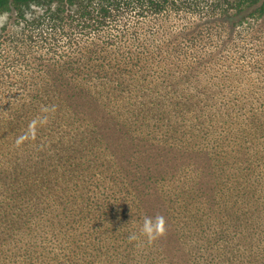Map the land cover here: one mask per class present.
I'll use <instances>...</instances> for the list:
<instances>
[{
  "label": "trees",
  "instance_id": "1",
  "mask_svg": "<svg viewBox=\"0 0 264 264\" xmlns=\"http://www.w3.org/2000/svg\"><path fill=\"white\" fill-rule=\"evenodd\" d=\"M49 1L40 47L59 55L0 88V157L25 151L0 158V264H264V67L233 57L226 72L218 46L188 52L168 20L192 0ZM233 1L211 11L234 27L264 16V0ZM156 214L167 232L149 244L140 228Z\"/></svg>",
  "mask_w": 264,
  "mask_h": 264
},
{
  "label": "rangeland",
  "instance_id": "2",
  "mask_svg": "<svg viewBox=\"0 0 264 264\" xmlns=\"http://www.w3.org/2000/svg\"><path fill=\"white\" fill-rule=\"evenodd\" d=\"M192 1L198 3V7L195 10H181L179 14L173 10L168 20L172 30H177L176 28L184 30L185 35L182 36L186 38L185 44L189 43L191 48L188 52L197 53L204 51L206 53V51L213 49V46H218L221 54L219 57H222L218 66L222 71L226 70V72L231 69L228 62L234 63L233 57L236 58L235 62L238 65L236 67L244 68L250 74L258 72L259 66L264 67V16L261 13L257 11L251 13V10L247 11L248 13L244 14L242 18H239L238 21L236 20L238 22L237 27H234L235 24L232 21V17L230 18L232 22H230L229 17L215 15L211 11L212 8L216 7L236 6L235 3L230 4L234 2L233 0H221L222 4L214 0ZM58 6H60V2L58 4V2L52 3L49 0H38L25 6L22 11L17 9L0 11V88L23 85L28 71L34 70L32 69L33 67H45L47 60L52 63L56 56L59 55L55 52L50 53L43 46L40 47L43 39L52 34L49 27V22L52 21L49 20V15ZM247 6H244V8ZM199 7L204 9V11H198ZM76 9V6H70V10ZM71 12L76 14V12ZM132 14L131 16L135 17L134 14L136 13L134 10ZM193 18L196 19L193 20ZM201 20H203L206 29H200L193 23ZM123 21L124 19L121 17L117 27H120ZM72 22L81 27V29L77 28L73 31L76 33L74 42L77 43L80 40L82 43V40H84L82 38L88 36L85 32L90 27H86L87 23H83L76 15ZM129 24L130 32H133L131 29L136 27L141 38L154 36V33H152L155 31L154 27L143 28L141 25L136 26V21L131 18ZM60 26L63 27L62 25ZM66 29L72 31L71 21L66 26ZM231 33L235 35L234 40H230ZM62 34L63 31L57 34V40L60 45L59 50L61 51L63 48L67 53H72L69 40L65 35L62 38ZM155 36H158V34L155 33ZM59 39H61V42ZM61 43L64 44L63 47H61ZM227 55L228 57L225 58ZM259 72H262V70ZM23 153H25L24 150L18 151L16 154L12 153L10 156L3 154L0 157L1 162L3 165H10L14 162L12 159L19 157L18 155H23Z\"/></svg>",
  "mask_w": 264,
  "mask_h": 264
},
{
  "label": "clouds",
  "instance_id": "3",
  "mask_svg": "<svg viewBox=\"0 0 264 264\" xmlns=\"http://www.w3.org/2000/svg\"><path fill=\"white\" fill-rule=\"evenodd\" d=\"M54 110L55 109L53 107V111ZM45 111H47V109H45ZM33 124H35V121L33 122ZM166 232H167V220L165 216L161 214H156L155 216H151V217L146 216L140 228V235L146 237L147 242L149 244L153 243L158 238L164 236ZM138 239H139V236L136 233H130L128 236V240L130 242L138 240Z\"/></svg>",
  "mask_w": 264,
  "mask_h": 264
}]
</instances>
